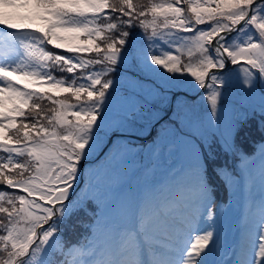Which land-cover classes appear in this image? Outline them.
<instances>
[{"label":"snow or ice","instance_id":"1","mask_svg":"<svg viewBox=\"0 0 264 264\" xmlns=\"http://www.w3.org/2000/svg\"><path fill=\"white\" fill-rule=\"evenodd\" d=\"M262 6L264 0H173L150 6L143 0H0V30L28 33L21 43L32 62L30 70L27 65L0 66V150L7 154L0 157V185L6 189L0 190V264H143L134 259L138 237L107 225L98 230L100 214L89 205L99 206L109 193L103 178L81 187L87 183L81 162L114 124L158 121L154 101L169 102L182 92L186 81L177 77H190L204 89L200 101L209 106L211 131H204L197 102L176 95L172 117L161 125L163 135L158 133L160 138L147 146L148 159L166 155L178 165L162 198L164 207L180 213L173 219L177 231L188 222L184 212L206 216L212 230L183 247L161 250L153 264H208L216 243V186L206 151L210 156L215 139L244 165H233V183L245 179L248 156L236 149L235 120L244 118L248 107L264 115ZM169 28L176 31H164ZM133 29L141 30L142 47L138 41L130 45ZM193 44L195 66L191 48L187 63L182 53L174 54ZM48 45L67 54L46 50ZM156 45L168 50L152 54ZM81 54L94 58L82 59ZM242 63L248 66L240 69L247 72L244 93L221 104L222 90L231 85L228 66ZM52 69L72 79L57 78ZM77 70L87 74L77 76ZM154 70L166 79H154ZM257 91L253 106L249 101ZM45 99L51 106L42 103ZM256 150L264 158V142ZM14 157L22 159L14 162ZM185 168L190 179H184ZM212 174L219 176L215 168ZM236 264H264V226L252 241L250 256Z\"/></svg>","mask_w":264,"mask_h":264},{"label":"rangeland","instance_id":"2","mask_svg":"<svg viewBox=\"0 0 264 264\" xmlns=\"http://www.w3.org/2000/svg\"><path fill=\"white\" fill-rule=\"evenodd\" d=\"M162 1H164L165 5L169 2V0ZM151 19L152 17L150 20ZM160 20H162V18L158 19V23ZM1 31H3L4 35L7 37L18 33L10 30ZM136 41L143 42L141 31L136 36ZM189 48H191L193 53L194 64V61L198 58L194 44L187 45L183 48L186 52L184 61L186 63L188 62ZM31 64L32 62L29 59L22 43H14L10 38L4 43H0V66H4L10 70L12 67H25L27 65L28 70H30ZM242 68H248V66L243 63L236 68L232 65L228 66L227 70L230 72V75H234V80H232V78L231 85L226 90H222L225 91V96L221 98V104L225 102L231 104L233 101L239 99L244 93V89L241 87V84L247 77V72L240 71ZM153 74L157 77H154ZM152 76L154 79L160 81L166 79L165 74L162 72H156L155 70L153 71ZM177 79L186 81L182 92H177L171 95L169 102L160 100L154 101L155 109L157 111L156 117H159L160 119L155 123L152 121L143 123L135 122L133 125L137 131L136 134L133 136L123 135L135 141H141V138H147V140H145L147 142L144 144L143 151H132V149H134L132 148L134 145L127 142L117 141L116 138L118 136L114 134L113 129H108L106 135L102 134V139L100 141V144L102 145L100 149L96 150V146L86 161L81 162L84 181L87 182L82 183L81 187H87L88 183H93L95 179L103 178L105 190L109 193L104 202L99 204V206L96 202H93L97 207L96 212L100 214L98 218L101 219L104 217L103 222L101 221V224L97 225L98 230H102L103 226L107 225L108 229L122 235L121 226L119 223H115V218L119 222H125L130 217L131 211L137 214L138 205H131L133 206L131 209L118 206L117 211L121 212L115 217L113 215V212L115 213V207L113 211H110V209L114 206V199L117 194L127 191L130 193H136V190L141 187V181H147L145 182V185L148 188L151 187L150 182L152 179H155L153 181L155 185H162L163 180L161 181L157 179V177L164 174L165 169L169 170L173 166L177 165L166 155H162L158 161H149L147 153V146L152 144L154 140H158L160 138L158 133H160L161 136L163 135L161 125L172 117V110L176 95H180L181 99L187 98L190 102H197L196 112L201 117V121L204 124V131H211L209 106L205 101H200V97L203 96L204 89L197 88L191 81L190 77H177ZM211 90L212 89H209V91ZM198 94H201L199 95L200 97H197L198 99L196 98V100H194L193 97ZM258 96L259 91H257L255 97L250 98L249 102L251 105L254 106L258 102ZM257 112H260L258 108L248 107L247 115L242 119L237 118L235 120L237 132L241 124H243V122H247V120L252 117L254 113L256 116ZM255 120H257L256 117L252 121ZM261 130L264 132V128ZM184 131L190 132V129L185 128ZM236 136L237 134L235 133V143L237 141ZM250 136L252 137V134H250ZM193 142L195 143L196 141L194 140ZM204 143L205 145H208L209 140H205ZM241 143L243 144V149L250 146L247 139L243 140ZM237 144H239V142H237L236 145ZM212 145L219 146L215 139L211 141V146ZM229 154H231V152H229ZM252 158L246 162V165L250 170L249 172L254 171L255 179H253V181L244 180V189L242 190V188H240L239 192L232 196L231 203L225 205L224 208L222 207L223 209L216 214V243L212 246V251H210L206 257L208 264H225L226 261L228 264H236V261L243 260L250 256L252 241L257 238L258 231L262 226H264V220H262V217H264V171H259L260 174L257 175V180L259 182H256L255 175L256 160L258 162H262V166L264 167V158H262L261 155H259L257 159L256 155ZM118 161L123 162L117 163ZM244 173L246 177L247 172L245 169ZM160 177L162 179V176ZM168 181L169 178L164 183L166 184ZM142 183L144 184V182ZM245 187L249 191H252L250 200H246L244 198L243 191L245 190ZM140 197H142L141 194ZM122 203L125 202L122 201ZM244 203L245 208L243 209ZM170 215L176 218L180 215V213L177 210H174L170 213ZM183 215L187 217L188 222L185 224L184 228L179 231H177V228L173 225L168 216L165 217L167 221L166 223L147 220V218L145 220L142 219L139 222L138 227L141 229L143 227L152 229L159 238H154L149 233H143L141 230V237L143 238L142 241L144 244H141V251L137 247L134 259L142 261L143 264H153L154 259L159 255L161 250H175L177 245L183 247L190 239H194L195 235L203 234L204 230H212L209 228L211 220H208L206 216L201 219L199 214L193 215L191 212H184ZM134 217L137 218L135 214H133L131 223V225L133 224V228L134 226L137 227L134 225ZM24 226V224H21V227ZM144 253H148L149 256L147 257V254Z\"/></svg>","mask_w":264,"mask_h":264},{"label":"trees","instance_id":"3","mask_svg":"<svg viewBox=\"0 0 264 264\" xmlns=\"http://www.w3.org/2000/svg\"><path fill=\"white\" fill-rule=\"evenodd\" d=\"M136 2H137V0H133L134 4ZM143 2L149 4V6L151 4H164V1H162V0H143ZM171 2H173V0H169L168 3H171ZM181 2L183 3V0H181ZM183 6L185 7V9H187V7H188V5L186 3H184ZM259 11L264 13V6H262L259 9ZM188 16L191 17V14L188 13ZM150 18H151V15L149 14L148 15V20H150ZM140 31H141L140 29H133L132 30V34L129 37L130 45H131V43L133 41H136V36L138 35V33ZM164 31L168 32V33H172V32H174L176 30L169 28V29H165ZM245 34H247V33H245ZM235 35H236V33L234 35H232V36H235ZM25 36H28V33H26V32H18V33H15V34L7 37L6 35H4V32L0 30V41L3 42V43L6 42L9 38L12 39V41L14 43H16V42H20L21 43L22 38L25 37ZM241 39H242V37H241ZM243 39H246V37H244ZM138 43L142 47L144 41L143 42L138 41ZM170 47L175 48V47H178V45H171ZM185 47H181L179 53H174V54H177V55H180L182 53L183 55H181V60L184 63H186L184 61V57L186 56V52L183 49ZM46 50L59 51L61 54H67V53L63 52L62 50H57V49H55L54 47H52L50 45L46 46ZM167 50H168L167 47H161L160 45H156L155 46V51L152 54L163 55L164 52L167 51ZM81 58L82 59H91V58H94V57L92 56V54H81ZM195 62H196V60L194 61L193 66H195ZM96 67L98 68L99 66H96ZM132 70L133 71H139L138 68L137 69L133 68ZM52 71H53L54 75H56L57 78H60L61 76H63V77H66L67 79H72V77L69 74H67L66 72L62 73V72H60V71H58L56 69H52ZM155 71L156 72H162V71H158V70H155ZM86 74H87L86 72L85 73H81L79 70H77V76L86 75ZM153 76L157 77L155 74H153ZM233 76L234 75H231V79L233 78ZM232 80H234V78ZM79 82L80 81H78V83ZM64 95H67V94H64ZM85 99H86V97H85ZM72 102L75 103V101H72ZM42 103L45 104V105L51 106L50 102L47 101L46 99ZM255 117L257 118V120L252 121L253 119H255ZM262 121H264V115H261L260 112H257L256 116L253 114V116L250 117L247 120V122H245V123L243 122V124H241V126L238 128V132L236 131V134H237L236 143L239 142V144H237V145L235 143L236 149H237L238 153L246 154L248 156V159L246 161H244V164L247 161H249V159L254 157L255 154L256 155L260 154L259 151L256 150V148H257L258 144L264 142V132L261 130L262 128H264V124H262ZM109 129H111V130L113 129L114 133L115 132H129V133L136 134V132H137L133 124H131V125L127 126V127H120V126H117V125L114 124ZM250 134H252V137L250 136ZM117 136H118L116 138L117 141L130 143V144L134 145L132 147L134 149L135 148H140L141 146H144L145 142H147L145 140H141V141L131 140L128 137L121 136V135H117ZM246 139L250 143V146H248L245 149H243V144L241 142L243 140H246ZM101 145L102 144H100V142H99V144L96 145L97 148L95 146L94 149L95 148H96V150L100 149ZM218 147H219L218 145H212L211 146V148H210L211 155L210 156L206 152V163H208V165H209L208 171H209L210 178L213 180V182H214V184L216 186L215 198L217 200H219V202H220L219 206L221 204L224 206V205L230 203L231 196H233V190H236V187L238 185V184L233 183V177L231 176V172L233 171V165H240V167H242V166L244 167V165L240 164V161L236 157H234L232 154H229V152L225 153L222 149H220V147L219 148ZM6 155H7L6 153H4L2 150H0V157L6 156ZM20 159H22V158L14 157V162H17ZM259 167H260V165H259ZM213 168H215L219 172V176H216V175L212 174V169ZM183 176H184V179H190L191 178L190 177V170L189 169L185 170L184 173H183ZM247 177L250 178L249 174H247ZM249 178L247 179V181L249 180ZM171 183L173 184L174 180H172ZM170 187L171 186H167V187H163V189H159L158 192H157V195H161V197H164L167 194V192H168ZM0 190H6V189H4V187L2 185H0ZM17 194H19V193H17ZM157 195L153 199L146 200L145 204L141 205L140 212H142L143 215L149 216V217L152 216V217L159 218L160 217V213H164V215H165L166 214V210L167 209H171L173 207V206L164 207L163 204H162V198H159V196H157ZM245 195H246L247 198H249V196H250L249 190L245 191ZM124 196L125 197L129 196L131 199H135L136 196H137V193H128V192H126V194ZM158 204H160L159 207H157ZM89 208H90V210L94 209L96 211L97 207L92 202L89 205ZM174 208L175 207H173V209ZM83 218H84L85 222L89 221V217H83ZM125 235H130V232H129L128 229L125 230Z\"/></svg>","mask_w":264,"mask_h":264},{"label":"water","instance_id":"4","mask_svg":"<svg viewBox=\"0 0 264 264\" xmlns=\"http://www.w3.org/2000/svg\"><path fill=\"white\" fill-rule=\"evenodd\" d=\"M259 0H257V2H258ZM242 26V25H241Z\"/></svg>","mask_w":264,"mask_h":264}]
</instances>
